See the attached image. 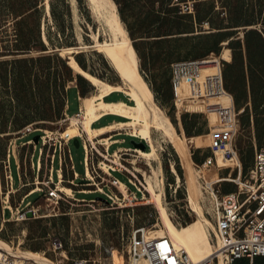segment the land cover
<instances>
[{"label": "rangeland", "instance_id": "374dc122", "mask_svg": "<svg viewBox=\"0 0 264 264\" xmlns=\"http://www.w3.org/2000/svg\"><path fill=\"white\" fill-rule=\"evenodd\" d=\"M111 1L132 39V47L138 58L140 86L164 110L183 138L205 135L202 144L189 146V150L193 162L211 184L210 187L213 186L218 194L237 189L236 182L221 179L229 176L236 160L234 164L227 162L225 165L205 164V161L215 155L211 146L214 132L233 128L235 118L239 120L234 143L240 155L243 176L252 174L256 150L264 146L262 67H259V71L249 66L243 68V60L249 63L246 48L233 43L239 52L235 59L232 44L237 40L244 41L246 31L251 28L264 34V0H119V4L116 0ZM77 5L78 11L75 13L71 0H0V42L9 41L17 35L5 32L8 27L27 36V42L22 46L27 48L10 51L0 45V159L6 158L9 151L13 154L15 150L22 165L23 182L32 180L30 185L20 189L18 185L11 188L1 163L0 237L14 249L40 252L53 264H114L111 257L114 249L122 250L126 258L130 257L127 251L128 236L134 224L148 225L154 234L166 230L155 198L146 186L145 176L136 171L132 163L141 148L133 140L142 139V129L129 132L117 129L91 138L112 159L109 161L99 156L96 165L103 161V168L116 173L119 171L113 167L116 166L113 162H116L128 175L123 180L127 188L126 192L122 190L124 195L110 185L120 195L117 202L112 199L108 202L107 195L95 191L109 181L110 176L100 170L101 176H95L96 182L88 179L84 146L75 145L74 139L69 140L68 147L81 175L76 177L74 164L68 157L62 182L58 183L62 198L48 199V186L37 182L48 178L51 162L47 160L50 159L47 154L53 152L48 146L44 147L38 176L41 135L48 130L50 137L57 139L58 144L62 141V146L67 149L66 137L62 135L70 124L67 96L71 106L69 112L74 113L79 104L85 109L86 98L94 94L96 86L89 75L108 82L121 79L110 58L94 45L95 34L103 41L110 40V32L104 29L88 0H77ZM7 14L15 18L12 25L4 20ZM79 29L82 30V39L78 35ZM228 47L232 49L231 61L221 58ZM206 56L221 60L226 84L235 96V114L232 109L228 111L227 107H221V100L217 99L175 101L170 78L171 64ZM209 71L213 69L205 70L206 73ZM76 72L81 75L76 76ZM74 84L81 89V99L76 88H72ZM120 91V97L129 101L127 92ZM187 104H203L205 108L187 110ZM112 118L111 115L105 116L96 125L107 123ZM119 130L128 134H116ZM82 133L87 137L85 131ZM152 134L162 143L166 197L170 201L168 208L173 210L172 218L183 226L197 229L202 223L201 213L198 208L193 209L188 200L181 155L171 141L159 138L154 130ZM37 135L41 137L38 147L31 141L26 142ZM123 137L126 141L119 140ZM108 144L110 147L106 151ZM87 145L90 147V141ZM115 148L120 151L114 155ZM137 163L148 169L151 175L143 157H137ZM59 166L60 160L56 156L55 182L59 179ZM11 169L17 184L20 170L15 156L11 159ZM237 175L238 169L235 168L231 176L234 178ZM51 185L55 186L54 183ZM137 187L141 189L138 196L135 191ZM33 188L39 189L24 198V194ZM125 202L133 207H122ZM29 210L35 211V215H28ZM204 214L215 223V214L206 209ZM216 233L214 235L218 238ZM56 237L62 241L60 248L53 245ZM216 244L217 240L213 247ZM26 262L36 263L32 259H26Z\"/></svg>", "mask_w": 264, "mask_h": 264}, {"label": "built area", "instance_id": "2783aa9c", "mask_svg": "<svg viewBox=\"0 0 264 264\" xmlns=\"http://www.w3.org/2000/svg\"><path fill=\"white\" fill-rule=\"evenodd\" d=\"M213 59L214 57L209 56L189 58L171 64V86L174 93V99L176 102L184 99H217L218 101L221 100L219 103L222 105L221 107H227L228 111L232 109L235 114V99L225 85L223 64L220 59L215 62ZM208 69H213V71L206 73L205 70ZM79 98L81 99V95ZM74 116L81 117L82 108H80L79 112ZM238 120V118H235L233 128L220 129L219 131L214 132L211 146L215 155L210 156L205 161V164H218L219 153H222L227 159L236 160V165L232 168V171H230L229 176L232 177L231 175L234 169H238V175L236 177H232V180H225L236 182L237 189L222 192L221 194H218L217 192L220 201V209L215 212L214 221L217 232L216 234L218 235V238L220 237V242L217 241V244L214 247V252L200 261H195L186 250L177 246L168 234H154L148 225L134 224L128 236L127 251L136 263L145 261L147 264H219L220 258L223 256L227 259L229 264H264V146L256 150L252 174L250 176H243L240 155L237 146L234 143ZM45 132L46 134L41 135L42 140L41 137H39L38 140L35 138L30 140L35 147L40 140L42 142L40 156L38 158L39 173L42 167L44 147L48 146V148L51 149L54 145L53 152L47 154V157L50 158L47 160H50L51 162V171L48 174V178L37 182H42L48 186L49 189L47 191V196L59 200L62 198V194L58 191L62 190H59V182H55L52 176V170L56 158L55 153L58 149V157L60 160V166L58 168L59 180H62L64 164H68V157L72 160L71 149L68 147V144L67 149L66 147H63L62 141H59L60 144H58L57 139L55 140L53 137H50L47 131ZM79 136L84 143V165L88 179L93 181L96 175L101 176L100 170L106 172L110 176V180L106 181L102 186L97 187L95 191H100L107 195L108 202H111L110 199H112L113 202H117L120 195L115 192L110 185L115 186L118 191L124 195L122 191L123 189L121 188V184L124 181L112 175L111 170L103 168L101 166L103 161H99L96 165V159L99 158V156H102L109 161H112V159L109 158L108 154L103 152L99 146H97V141H93L88 134L87 137H85L81 132L76 136L65 138V141L79 138ZM88 141H90V147L87 145ZM109 146L110 145L108 144L105 148L106 151H108ZM118 151L120 150L117 148L113 149V154H117ZM120 155L122 154L120 153ZM12 156H17L15 150L13 151V154L9 151L6 158L0 159V169L2 163V165H4L8 184L11 188L13 187L11 169ZM215 160L216 162H214ZM16 162L21 173L22 165L19 158L16 159ZM113 163L116 165L113 166L114 168L122 170L119 166L120 164L116 162ZM89 172L91 175H89ZM102 182H104L103 177ZM51 183H54L55 186H52ZM105 187H108V191ZM130 206L132 205L125 202L122 207ZM5 207L6 206H4L3 216L5 215ZM7 207L12 209L11 206L7 205ZM4 219L5 218H3V220ZM53 245L55 248H60L62 246L61 239L58 237L54 238ZM0 264L36 263L26 261L19 262L9 253L0 249Z\"/></svg>", "mask_w": 264, "mask_h": 264}, {"label": "bare ground", "instance_id": "6f19581e", "mask_svg": "<svg viewBox=\"0 0 264 264\" xmlns=\"http://www.w3.org/2000/svg\"><path fill=\"white\" fill-rule=\"evenodd\" d=\"M71 2L74 12L77 13V0H71ZM88 2L104 29L111 34L110 40L103 41L99 40L95 34L94 45L99 47L110 58L112 64L118 70L121 79L119 81L108 82L96 76L89 75L96 86L94 94L86 98V107L83 109L84 112L81 117L74 115L69 117L70 124L62 135L69 138L85 131L90 138H94L96 135H103L117 129H125L129 132L132 129L138 130L141 128L143 134L142 139L134 138L133 140L141 148L138 150V156L134 157L132 163L135 170L145 176L146 186L155 198L160 210L166 230L162 229L159 235L168 234L177 246L189 253L193 260L200 261L214 252L213 243L216 240L220 242V237L216 238L214 235V232H216L215 223L210 217L204 214L205 209L213 214L220 209L218 195L213 186L210 187L211 184L204 178L198 166L193 162L189 150V146H199L202 144L205 135L183 138L177 132L164 110L140 86L138 58L132 47V39L128 36L123 23L119 20L113 2L111 0H88ZM78 35L81 39L83 38L81 29L78 30ZM221 58L231 61L233 58L232 49L229 47L226 48L222 52ZM217 60L219 58L213 59L214 62ZM115 90H125L128 94L129 101H124L121 97L113 101H109L108 98V100L105 99L107 94ZM185 106L187 110L194 111L205 108L203 104H187ZM107 112L122 114L126 119H119L100 127H93L92 121ZM152 130L158 133L159 138L171 141L181 155L183 173L188 189V200L191 207L193 209L198 208L201 213L202 223L197 229L183 226L175 222L172 218L173 210L169 209L170 201L166 197L161 157L162 143L160 139L153 136ZM219 154L220 165H225L227 162L230 164L235 163L233 159H227L222 153ZM139 156L143 157L144 162L149 166L151 175L148 169L141 167L137 163V157ZM221 179L232 180V177L227 176ZM121 187L126 192V183L122 182ZM62 188L70 190V188L65 186ZM135 191L137 192V196L141 194L139 187ZM49 198L52 197L48 196ZM39 206L37 208H40ZM0 249L16 256L19 262L32 259L38 264H53L40 252H25L20 248L14 249L1 237ZM111 257L114 264H147L145 261L136 263L131 257L126 258L124 252L119 249H114ZM219 264H229V262L222 256Z\"/></svg>", "mask_w": 264, "mask_h": 264}, {"label": "trees", "instance_id": "16d2710c", "mask_svg": "<svg viewBox=\"0 0 264 264\" xmlns=\"http://www.w3.org/2000/svg\"><path fill=\"white\" fill-rule=\"evenodd\" d=\"M116 1L119 4V0H116ZM120 10H121V8H120ZM121 13H122V10H121ZM122 17L125 20L123 13H122ZM4 20L7 21L8 25L9 24L12 25L14 23L15 18H11V16L9 14H7V16L6 15L4 16ZM5 32H9L10 34H12V33L17 34L15 36L11 37V39L9 41L8 40H2L0 42V45L5 50L11 51V50H17L20 48H27V47H22L27 42V36H24L22 33L18 32V30L14 29L13 27L12 28L8 27L5 30ZM233 43L237 44V46H239V47L243 46L246 48V55H247V58L249 60V63L244 62V60H243V68H245L246 66H249L250 69L252 67L255 70L259 71V67H262L261 71L264 74V34L256 28H251V29L246 31L244 41L237 40L236 42H232V44ZM234 44H233L234 57L236 59L239 52L237 51V47ZM216 47L218 50L219 49L218 46H216ZM257 59H261V61L259 62ZM77 61L81 64V62L78 59H77ZM71 71L73 72V70H71ZM80 75L81 74L76 72V76H80ZM224 77H225V85H226L227 89L233 94V92L228 88V86L226 84V73L225 72H224ZM68 91H69V89L67 90V92ZM79 92H80V94H82L80 88H79ZM233 96H234V94H233ZM234 99H235V96H234ZM75 145H76V143H75ZM81 145L83 146L82 141L80 142L79 146H81Z\"/></svg>", "mask_w": 264, "mask_h": 264}, {"label": "crops", "instance_id": "0c3cea01", "mask_svg": "<svg viewBox=\"0 0 264 264\" xmlns=\"http://www.w3.org/2000/svg\"><path fill=\"white\" fill-rule=\"evenodd\" d=\"M170 78H171V73H170ZM72 88H76V91H77V95H78V98H79V96L81 95V94H79L80 92H79V86H78V84H74L73 86H72ZM117 91V92H116ZM114 92H116V93H114ZM112 93V94H111ZM110 94H107V96H105V99H109V101H113V100H116V99H118L121 95H122V91H120V90H115V91H113V92H111ZM113 95H116L114 98H112L111 96H113ZM107 99V100H108ZM70 108H71V106H70V103H69V101H68V96H67V115L68 116H71V115H75L77 112H79V110H80V108H82V105H80L79 104V108H78V110H76L74 113H70L69 111H70ZM83 109V108H82ZM111 113V114H110ZM113 112H107V113H104L103 115H101V116H99L97 119H95V120H93L92 121V126L93 127H100V126H103V125H106V124H109V123H111V122H114V121H117V120H125L126 119V117L125 116H123L122 114H118V113H113ZM109 115H111V116H113V118H112V120L111 121H108L107 123H104V124H100V125H96L97 124V122H99L102 118H104L105 116H109ZM121 134V133H126V134H128V132H126V131H124V132H122L121 130H119V131H117V133L116 134ZM116 140H118V139H116ZM119 140H124V141H126L125 140V138L123 137V138H119ZM115 140H113V142H114ZM26 142H30V140L28 141H26ZM26 142H24V143H26ZM69 143V141H65V144H68ZM36 147H38V145L36 146ZM110 147V146H109ZM52 150H54V145L52 146V148H51ZM56 156H58V149H57V151H56ZM72 154V153H71ZM17 155V154H16ZM15 158L17 159L18 158V155L17 156H15ZM72 162H73V164H74V159H73V156H72ZM33 164H35V162H33ZM36 165V164H35ZM74 167H75V164H74ZM119 171H116V173H113L112 172V175H114V176H116V177H118L120 180H125L126 178H128V175H126L122 170H120V169H118ZM35 171H37V168H36V170ZM63 172H64V167H63ZM74 172H75V174H76V177H78V176H80L81 175V173L76 169V167H75V170H74ZM39 172H38V176H39ZM54 174H55V169L53 168V170H52V176H53V179H54ZM58 175H59V172H58ZM12 177H13V174H12ZM59 177V176H58ZM12 181H13V186L14 185H18V189H20V188H22L23 186H27V185H30L32 182V180H25V182H23V180H22V178H21V173H20V179H19V181H18V183L16 184L15 183V180H14V178L12 179ZM55 181V180H54ZM58 182L60 183V182H62V180H59L58 179ZM37 189H39V188H33V189H30L29 191H27L25 194H24V198L25 197H27V196H30V195H32L33 193H35L36 191H37Z\"/></svg>", "mask_w": 264, "mask_h": 264}, {"label": "water", "instance_id": "95a60500", "mask_svg": "<svg viewBox=\"0 0 264 264\" xmlns=\"http://www.w3.org/2000/svg\"><path fill=\"white\" fill-rule=\"evenodd\" d=\"M35 139L38 140V139H39V135H37V136L35 137ZM74 142L76 143L77 146L80 145V140H79V138H74ZM28 215H30V216H34V215H35V212H34L33 210H30V211H28Z\"/></svg>", "mask_w": 264, "mask_h": 264}]
</instances>
